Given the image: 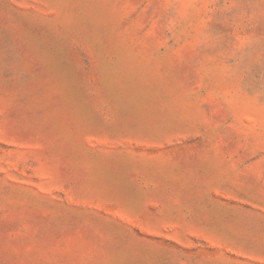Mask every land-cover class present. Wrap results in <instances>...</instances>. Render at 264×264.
<instances>
[{
    "label": "rangeland",
    "instance_id": "1",
    "mask_svg": "<svg viewBox=\"0 0 264 264\" xmlns=\"http://www.w3.org/2000/svg\"><path fill=\"white\" fill-rule=\"evenodd\" d=\"M0 264H264V0H0Z\"/></svg>",
    "mask_w": 264,
    "mask_h": 264
}]
</instances>
